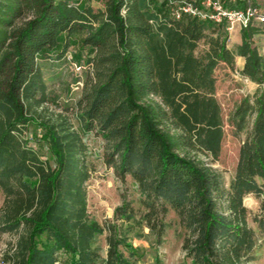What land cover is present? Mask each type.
I'll use <instances>...</instances> for the list:
<instances>
[{
    "label": "trees",
    "instance_id": "trees-1",
    "mask_svg": "<svg viewBox=\"0 0 264 264\" xmlns=\"http://www.w3.org/2000/svg\"><path fill=\"white\" fill-rule=\"evenodd\" d=\"M97 1L103 6L0 0V234L18 236L5 262L137 264L123 233L102 253L105 227L88 210L94 162L86 136L94 132L104 140L103 162L138 186L145 211L137 222L158 245L173 211L193 264H250L258 234L249 195L260 201L254 221L264 233V55L255 43L264 25L243 27L231 47L226 23L177 17L181 0ZM72 47L74 60L88 55L79 96L64 101L44 65ZM237 56L246 58L240 74L259 87L229 117L244 139L227 185L214 167L225 136L216 70L236 71ZM124 209L122 218L136 220Z\"/></svg>",
    "mask_w": 264,
    "mask_h": 264
},
{
    "label": "rangeland",
    "instance_id": "rangeland-1",
    "mask_svg": "<svg viewBox=\"0 0 264 264\" xmlns=\"http://www.w3.org/2000/svg\"><path fill=\"white\" fill-rule=\"evenodd\" d=\"M95 8L102 7L103 3L97 0H90ZM257 3L264 9V0H250ZM230 43V40H229ZM255 43L264 55V32L255 37ZM75 48H70L68 57L63 61L49 60L44 65L46 77L50 80V86L61 93L64 101L75 100L80 94V82L78 78L84 75V68L87 52H84L83 60L76 61L72 57ZM77 51L81 52L77 49ZM75 53V52H74ZM80 65L84 68L80 69ZM217 93L216 96L222 107L225 136L222 143V151L219 160L214 167L223 175L227 185L230 184L237 166L239 151L244 136L234 133V128L229 122V117L236 104L247 95H253L259 85L250 79L243 77L240 72L231 70L226 64H221L216 70ZM63 84L68 85L72 90H63ZM90 146L94 162L92 177L87 183L88 187V210L90 215L97 219L104 227L105 232L100 237L103 247V256L107 257L109 248V237L116 233L118 237L126 235L130 242L138 250V257L133 258L137 264H193L191 258L184 250L185 230L180 226L178 216L171 212L166 221L171 223L162 244L158 245L154 235L146 225L139 226L138 219H141L145 211L143 196L138 186L131 177L124 182L118 178L115 170L108 167L102 159L104 140L96 133L86 136ZM45 158L52 164L54 160L48 148L43 144L32 143ZM4 193L0 190V210L4 204ZM245 203L250 209V223L258 234V245L255 251V259L250 264H264V233L261 232L254 217L259 213L260 201L254 195H249ZM129 205L135 211V219L130 222L122 218L130 210L124 207ZM132 223V227H130ZM18 236L10 232L0 234V264H7L5 258L16 244Z\"/></svg>",
    "mask_w": 264,
    "mask_h": 264
},
{
    "label": "built area",
    "instance_id": "built-area-1",
    "mask_svg": "<svg viewBox=\"0 0 264 264\" xmlns=\"http://www.w3.org/2000/svg\"><path fill=\"white\" fill-rule=\"evenodd\" d=\"M175 13L177 17L187 14L216 24L226 23L229 31L235 26L243 28L252 23L264 25V11L252 3L238 9L227 7L223 0H202L201 2L181 0L177 2Z\"/></svg>",
    "mask_w": 264,
    "mask_h": 264
},
{
    "label": "crops",
    "instance_id": "crops-1",
    "mask_svg": "<svg viewBox=\"0 0 264 264\" xmlns=\"http://www.w3.org/2000/svg\"><path fill=\"white\" fill-rule=\"evenodd\" d=\"M196 1L201 2L202 0H196ZM223 2H224V4L227 7L238 8V9L245 8L248 4L252 3V2H250V0H223ZM252 4L255 5V6H258V4L256 2L252 3ZM261 9L264 11L263 8H261ZM241 42H242V28L240 26H235L230 31V46L233 47L236 44H239ZM245 63H246V58L245 57L237 56L236 65H237V70L238 71H240V70H242L244 68Z\"/></svg>",
    "mask_w": 264,
    "mask_h": 264
}]
</instances>
